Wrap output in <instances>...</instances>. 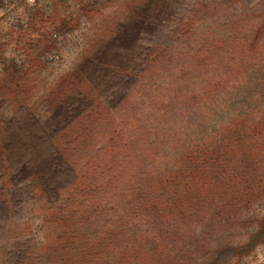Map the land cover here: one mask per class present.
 Returning <instances> with one entry per match:
<instances>
[{"label":"rangeland","instance_id":"rangeland-1","mask_svg":"<svg viewBox=\"0 0 264 264\" xmlns=\"http://www.w3.org/2000/svg\"><path fill=\"white\" fill-rule=\"evenodd\" d=\"M8 1L4 15L39 24L20 32L30 47L22 66L0 57V264H57L44 249L60 240L50 218L68 196L87 207L99 198L107 211L109 168L140 145L159 89L264 86V0ZM49 29L63 37L55 64ZM253 107L255 121L264 103ZM255 153L254 195H211L194 221L178 211L179 238L159 245L158 264H264V156ZM132 175L120 174V187Z\"/></svg>","mask_w":264,"mask_h":264},{"label":"trees","instance_id":"trees-1","mask_svg":"<svg viewBox=\"0 0 264 264\" xmlns=\"http://www.w3.org/2000/svg\"><path fill=\"white\" fill-rule=\"evenodd\" d=\"M155 100L156 108L147 105L140 145L109 168L114 178L107 188L112 186L115 194L109 195L107 211L99 208V198L87 207L84 199L74 204L68 196L66 212L51 216L60 240L44 251L57 264H158L159 245L178 237V211L194 221L211 195H254L251 166L254 149L256 156H264V115L254 121L252 108L254 101L264 103V86H168ZM230 109L233 116L225 119ZM207 128V141L182 145L188 134ZM254 136L261 142L254 144ZM133 157L142 165L135 166ZM128 170L133 179L120 187L118 177ZM225 205L234 207L236 201Z\"/></svg>","mask_w":264,"mask_h":264},{"label":"built area","instance_id":"built-area-1","mask_svg":"<svg viewBox=\"0 0 264 264\" xmlns=\"http://www.w3.org/2000/svg\"><path fill=\"white\" fill-rule=\"evenodd\" d=\"M27 2L33 3L34 0H26ZM2 4H6L9 1L8 0H0ZM23 19L21 17H18L16 19L10 18L8 15H4L3 11L0 10V25H2V28H0V57L2 55H10L17 57L13 59L14 65H20L22 66L25 63L24 54L26 52L30 51L29 45H27L24 41L25 38L24 35H21L20 32H23L27 28H29L32 24L38 25L39 22L32 21L28 22L27 20ZM50 32V38L53 41H56V45L49 49L47 52V62L49 64H55L60 60L61 57V49L59 46V41L62 40L63 37L60 35L54 33L49 29ZM73 35L76 36L74 33ZM23 36V37H22ZM64 36V35H63ZM72 34H66L64 36L65 39L71 38ZM32 38V37H31ZM33 39L41 40V36L33 37ZM32 39V40H33ZM28 40V39H27ZM28 46V47H27ZM76 50V49H74ZM27 52V53H28ZM27 55V54H26ZM2 65L1 58H0V66Z\"/></svg>","mask_w":264,"mask_h":264},{"label":"crops","instance_id":"crops-1","mask_svg":"<svg viewBox=\"0 0 264 264\" xmlns=\"http://www.w3.org/2000/svg\"><path fill=\"white\" fill-rule=\"evenodd\" d=\"M3 68H5V67L1 65V66H0L1 71H3V70L6 69V68H5V69H3ZM7 70H8V69H7ZM4 72H7V71H4ZM7 74H8V73H7ZM3 77H4V75H3Z\"/></svg>","mask_w":264,"mask_h":264}]
</instances>
